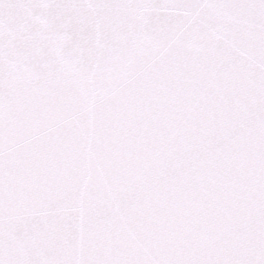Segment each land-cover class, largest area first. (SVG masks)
Wrapping results in <instances>:
<instances>
[{"label": "snow or ice", "instance_id": "obj_1", "mask_svg": "<svg viewBox=\"0 0 264 264\" xmlns=\"http://www.w3.org/2000/svg\"><path fill=\"white\" fill-rule=\"evenodd\" d=\"M0 264H264V0H0Z\"/></svg>", "mask_w": 264, "mask_h": 264}]
</instances>
